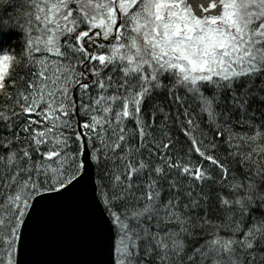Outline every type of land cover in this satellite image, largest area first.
Listing matches in <instances>:
<instances>
[{"label":"snow or ice","instance_id":"6c2138e0","mask_svg":"<svg viewBox=\"0 0 264 264\" xmlns=\"http://www.w3.org/2000/svg\"><path fill=\"white\" fill-rule=\"evenodd\" d=\"M13 34L0 264H264V0H0Z\"/></svg>","mask_w":264,"mask_h":264},{"label":"water","instance_id":"95a60500","mask_svg":"<svg viewBox=\"0 0 264 264\" xmlns=\"http://www.w3.org/2000/svg\"><path fill=\"white\" fill-rule=\"evenodd\" d=\"M85 256L75 252H57V253H41L38 254L36 259L44 260H77L84 259Z\"/></svg>","mask_w":264,"mask_h":264},{"label":"trees","instance_id":"16d2710c","mask_svg":"<svg viewBox=\"0 0 264 264\" xmlns=\"http://www.w3.org/2000/svg\"><path fill=\"white\" fill-rule=\"evenodd\" d=\"M12 38H14V34L6 37H0V44L9 42Z\"/></svg>","mask_w":264,"mask_h":264}]
</instances>
